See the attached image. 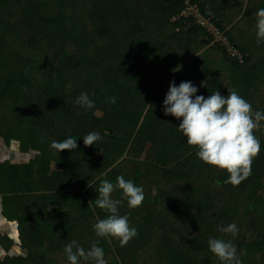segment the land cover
<instances>
[{
    "label": "trees",
    "instance_id": "obj_1",
    "mask_svg": "<svg viewBox=\"0 0 264 264\" xmlns=\"http://www.w3.org/2000/svg\"><path fill=\"white\" fill-rule=\"evenodd\" d=\"M193 1L200 3L205 15L216 16L219 25L226 27L213 0ZM245 1L233 2L240 19L228 35L247 54L246 61L240 64L225 53L223 56L232 74L238 69L247 71L232 75L237 86L233 89L253 110L264 111V43L257 45L255 28L259 2ZM181 6V0H0V139L10 141L5 128L11 134L16 127L32 133L48 128L45 141L21 147L23 156L2 163L0 175L6 168L16 173L4 188L13 193L11 204L30 208L20 214L19 240L25 241L31 227L32 235L39 233L45 239L40 251L44 263H50L44 257L48 251H54L60 262L67 261L63 249L72 240L85 249L99 240L106 259L113 258L110 264H148L161 259L162 264H220L208 250L207 241L209 237L232 239L219 231L218 223L223 221L224 226L237 225L233 242L242 264H264V129L254 130L261 150L253 158L251 175L234 185L226 182L225 170L199 160L196 148L185 143L175 127L179 121L163 114L174 47L195 36L202 46L223 52L221 45L201 41L202 35L207 36L201 27L185 30L171 21ZM219 89V85L210 90L198 87L205 97ZM84 91L95 94L96 108L87 114L74 105ZM109 97H115L116 103H108ZM3 113L13 117L6 122ZM50 128H56L58 134L66 132L62 138L77 139V149L59 153L51 148V142L58 140ZM93 131L101 139L85 146L81 137ZM103 142V154L95 157ZM144 151H152L156 158L152 162L144 159ZM53 162L59 171L51 170ZM148 167L155 168L153 174L146 172ZM21 168L32 172L33 179L27 184L17 183ZM163 172L168 180L161 179ZM119 175L142 186L145 193L140 206L130 209L126 200L119 206L120 214L129 215L138 233L124 245L118 239L96 237L92 227L97 216L103 219L107 215L99 208L93 210L100 181L114 182ZM37 182L45 184L36 191ZM26 187L31 189L27 191L29 200L19 194ZM120 197L121 191L116 190L113 198ZM50 203L57 207L54 216L48 211ZM61 209H68L67 220H58ZM156 227L162 231H155ZM175 233L184 234L180 246ZM13 256L0 258V264L25 261ZM80 264L90 262L81 260Z\"/></svg>",
    "mask_w": 264,
    "mask_h": 264
},
{
    "label": "clouds",
    "instance_id": "obj_2",
    "mask_svg": "<svg viewBox=\"0 0 264 264\" xmlns=\"http://www.w3.org/2000/svg\"><path fill=\"white\" fill-rule=\"evenodd\" d=\"M255 16L256 43L259 45L264 43V8L258 9ZM181 68V65H177L172 71L179 72ZM200 87H208V84L201 81ZM197 93L198 87L191 81H182L179 85L171 81L162 104L163 114L179 121L175 127L186 138L185 143L196 148L195 154L199 160L225 170L228 174L226 182L238 185L251 175L253 158L261 150L260 137L254 130L264 129V111L253 110L252 105L235 89L228 91L227 95H222L218 90L207 97ZM94 95L81 92L74 105L87 114L96 108L92 98ZM107 102L114 104L116 98L109 97ZM81 138L85 146L94 145L101 139L100 134L94 131ZM50 147L59 153L63 150L74 151L78 147L77 139L68 136L62 141H52ZM116 190L121 191L120 199L113 198ZM95 192L93 210L99 208L107 213L103 219L97 216L92 226L96 237L118 239L124 245L137 236L129 215H121L119 206L123 200L127 201L130 209L140 206L145 198L143 187L119 175L114 182L102 179ZM219 231L230 234L232 239L209 237L208 250L220 264H242L233 242L238 232L237 225L228 224L220 227ZM63 251L68 264H80L81 260L90 264H108L99 240H94L88 249L72 240L64 246Z\"/></svg>",
    "mask_w": 264,
    "mask_h": 264
},
{
    "label": "crops",
    "instance_id": "obj_3",
    "mask_svg": "<svg viewBox=\"0 0 264 264\" xmlns=\"http://www.w3.org/2000/svg\"><path fill=\"white\" fill-rule=\"evenodd\" d=\"M212 2L214 6L221 10L220 15H222V18L225 20L223 25H225L227 28L230 29L233 26V23L240 19V16L237 15V10L235 8H232L233 2L229 0H213ZM229 18L230 20L234 21L229 22ZM200 39L203 43H205V40L207 38L204 34L200 37ZM187 40H185L184 42H180L181 46L177 45L178 47H174L175 51L173 54L175 62L173 61L172 63H169V67L171 68L168 74V88L170 82L173 81H169L170 78H174V81L177 85H179V83L182 81H191L193 84L199 87V89L201 88V90V81H206V83L208 84V87H203V90H210L212 86L215 87L216 85H219L221 90L219 89L218 91H220L221 94L223 92H227L225 88H229L230 90L231 88L233 89V87H237L233 83V81H236V77L234 79L232 75H236V73H239L240 75H242L243 73L246 74L247 71L238 69V72L232 71V74L227 69V64L229 63L224 59L223 55L225 54L223 52H215L213 46H202L203 44H199L196 42L195 36L190 41ZM199 46L202 47L197 48ZM168 61H170L169 58ZM177 65L182 66L181 70L179 72H173L172 69H174ZM242 80L243 77L241 81ZM259 80L260 78H258V81ZM197 95H200L199 90ZM15 144V142L6 143L4 140L0 139V165L8 161L9 159L14 162L19 159V156H23L22 149L18 150ZM25 157L29 158L30 155L27 154V156L25 155ZM0 179L2 180L0 183V258L5 259L7 256L12 257L13 255H17L24 258L25 261H23V264H35L40 258V251H42V248H44L45 246V239L39 238V233H37L35 236L32 235L33 228L31 227V229H29L31 230V232H29L28 230L29 235H26L25 241L19 240L21 228V223L19 225L20 214H23L25 212L23 209L28 212L30 208L26 207L23 209H18V206L15 203L11 204L13 193L10 189H8V191L10 192L6 193V188H4L6 187L4 179L1 176ZM27 191L28 190H25L23 192L22 190L19 194L23 195L25 199L29 200L30 198L28 195L30 193L28 194ZM37 194L39 193L37 192ZM8 198H10L9 201ZM10 209L13 210V212H11V215L8 212V210ZM32 209H34V207ZM36 231L37 230H35V232ZM53 243L54 242L52 241V244ZM50 248L53 251V246ZM8 250L11 251L8 252ZM50 254L55 253L53 251V253L50 252ZM56 260L60 261L58 257H56Z\"/></svg>",
    "mask_w": 264,
    "mask_h": 264
},
{
    "label": "rangeland",
    "instance_id": "obj_4",
    "mask_svg": "<svg viewBox=\"0 0 264 264\" xmlns=\"http://www.w3.org/2000/svg\"><path fill=\"white\" fill-rule=\"evenodd\" d=\"M75 1H77V0H75ZM78 1H81V2H83V0H78ZM235 0H231V2H234ZM247 2H248V0H246L245 1V4H247ZM255 2H259V6H258V9H260V8H264V1L263 0H260V1H257V0H255L254 1V3ZM15 12V11H14ZM16 13V12H15ZM6 15H11V17L14 15V13H11V14H7L6 13ZM14 18V17H13ZM21 29H23V28H19V30H21ZM18 33V32H17ZM17 37V36H16ZM10 39H11V36L9 37ZM22 37L21 36H19V41H21V42H23V39L22 40H20ZM16 39V38H15ZM14 39V40H15ZM13 40L11 39V42H12ZM18 42V41H17ZM15 42H13V44H14ZM15 46H17V44L15 43ZM19 48V47H18ZM36 52H37V50H36ZM224 53V52H223ZM148 72V69H146V74H148L147 73ZM163 78V77H162ZM162 78H160V80L162 81ZM143 98H144V96H143ZM144 100V99H143ZM8 104H7V109H8ZM149 108V105H148V107H147V109ZM6 114V115H5ZM3 113V115L1 116V118L2 119H4L6 122L7 121H10L11 120V118L13 117V116H10L8 113ZM47 130H48V128L47 129H45V128H42L41 130H39V132L38 133H32V132H27L26 130H22V128L21 127H16V130L15 131H13L12 132V134L10 133V131L7 129V128H5L4 129V131L7 133V136H8V138L7 139H10V141H9V143H13V142H15L16 144V148L18 149V150H20L21 149V147L23 148V146L24 145H30V144H39V143H42L43 141H45V136H44V132H47ZM54 131V133H52L51 135H54L55 137H54V139L56 138V140H58V141H60V140H62V139H65L64 137L62 138V134H63V132L64 131H62V132H60L59 134H58V132H57V130H56V128H50V130L49 131ZM61 130H63V128L62 129H60V131ZM55 132H57V133H55ZM64 134H66V132H64ZM49 136V135H48ZM101 145H98L97 146V148H96V150H95V152H94V155H95V157H100L99 155H102L103 154V151H104V142H103V144L102 143H100ZM40 154V153H39ZM126 154H127V152H126ZM69 156V154H66L65 155V157H68ZM141 156H143L144 157V159L147 157V159L148 160H151V162L153 161V159H155L156 158V156L154 155V153L152 152V151H149L148 153H147V151H144V153H142V155ZM47 162V161H46ZM49 165V164H48ZM41 166L43 167V164H41ZM45 168H47V165L46 166H44ZM59 166L57 165V163H52V164H50V168H51V170L52 171H59V168H58ZM149 169L146 171V172H149L150 174L149 175H151V174H153L154 173V167H148ZM32 172H29L27 169H24V168H21L20 169V172L18 171V177H17V183L19 184V183H23V184H27V183H29L32 179H33V177H32V174H31ZM13 174H16L15 172H12V173H10L9 172V170L6 168V173H2L0 176H2L3 177V179L7 176V179H6V185L8 186V185H10V183L9 184H7V182L9 181V179H10V177H14L15 175H13ZM36 174H39V172L37 171V169H36ZM45 180H46V177H43ZM221 178V177H220ZM42 179V178H41ZM150 179H152V176H151V178ZM161 179H163L164 181H165V179L166 180H168V175H166V174H164V172H163V174L161 175ZM65 180L66 179H62L61 181L62 182H65ZM80 183H81V181H80ZM37 184H39L36 188H34V190H41V187H40V185H42V184H45V182H41V184H40V182H37ZM93 184H91L89 187H91ZM88 187V188H89ZM88 188H86L85 189V192L88 190ZM26 189L27 190H31L30 188H27L26 187ZM41 196V195H40ZM40 196H39V200L40 199H43L44 200V198H40ZM44 206V205H43ZM12 208V207H11ZM56 210H57V207H56V204H54L53 205V203H50L49 204V207H48V211H50L52 214H53V216H54V213L56 212ZM8 212H9V214L11 215V212H13V210L12 209H10V210H8ZM58 220L59 221H61V219H60V217H59V215H58ZM224 222L222 221V222H219L218 223V225H220L221 227L222 226H224V224H223ZM159 224H161V223H159ZM43 229H44V231H45V226L43 227ZM156 230L155 231H157V232H161L162 230H160V227H156L155 228ZM36 232H39V231H36ZM157 232H156V238L157 239H159V235L157 234ZM174 233V232H173ZM90 232H88V238H90ZM229 236H230V238H231V235L229 234ZM175 237H176V242H177V244H179L178 246H180L181 244H183L184 242H185V237H184V234H180V233H175ZM91 239H93V238H91ZM11 250H8V252H10ZM114 253H115V251H114ZM39 260L37 261V263H35V264H54L53 263V261H56V262H58L57 260H55L56 259V257H58L57 255H55V254H50V252L48 251V253L47 252H45L44 253V257H45V262L46 261H48V262H50V263H44L42 260H43V255L40 253L39 254ZM106 258V257H105ZM4 259V258H3ZM64 259H66V257L64 256ZM63 259V260H64ZM112 259L113 258H111V257H109V258H107L106 260L108 261V264H110L111 263V261H112ZM42 261V262H41ZM59 263H65V264H68V262L67 261H65V262H60L59 261ZM163 262H162V259L161 260H156V261H150L148 264H162ZM194 264H197V263H194Z\"/></svg>",
    "mask_w": 264,
    "mask_h": 264
},
{
    "label": "built area",
    "instance_id": "obj_5",
    "mask_svg": "<svg viewBox=\"0 0 264 264\" xmlns=\"http://www.w3.org/2000/svg\"><path fill=\"white\" fill-rule=\"evenodd\" d=\"M181 10L171 17L173 23H180L185 30L197 25L207 34L210 45H221L227 56L240 64L245 63L247 54L229 37V28H222L215 17L205 15L199 2L181 0ZM177 30L180 26H177Z\"/></svg>",
    "mask_w": 264,
    "mask_h": 264
},
{
    "label": "water",
    "instance_id": "obj_6",
    "mask_svg": "<svg viewBox=\"0 0 264 264\" xmlns=\"http://www.w3.org/2000/svg\"><path fill=\"white\" fill-rule=\"evenodd\" d=\"M59 217L61 220H67L70 217L68 209L59 210Z\"/></svg>",
    "mask_w": 264,
    "mask_h": 264
}]
</instances>
